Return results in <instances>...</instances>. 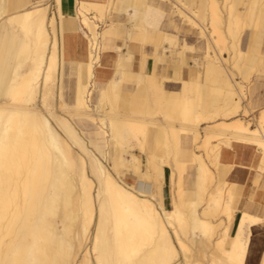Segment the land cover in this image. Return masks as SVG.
I'll list each match as a JSON object with an SVG mask.
<instances>
[{
	"label": "bare ground",
	"instance_id": "6f19581e",
	"mask_svg": "<svg viewBox=\"0 0 264 264\" xmlns=\"http://www.w3.org/2000/svg\"><path fill=\"white\" fill-rule=\"evenodd\" d=\"M32 1L46 0H0L3 55L19 36L11 71L0 72V264H181V254L184 264H246L262 218L243 211L232 233L239 186L222 156L254 146L257 184L264 177V111L252 127L244 105L264 0H73L72 15L54 0L64 45L66 32L85 44L69 95L59 85L70 59L59 53L56 18L42 6L26 9ZM181 23L199 36L200 58L180 37ZM114 49L109 69L102 56ZM128 151L146 154V171L137 153L125 161ZM188 163L196 173L186 192ZM166 168L171 209L162 205Z\"/></svg>",
	"mask_w": 264,
	"mask_h": 264
},
{
	"label": "crops",
	"instance_id": "0c3cea01",
	"mask_svg": "<svg viewBox=\"0 0 264 264\" xmlns=\"http://www.w3.org/2000/svg\"><path fill=\"white\" fill-rule=\"evenodd\" d=\"M50 1L51 0H46L42 3H36L32 1L31 3H28L25 8L30 9L35 6H42V7L47 8L48 20H51L52 17L56 18L55 35L57 36V39L60 42V46L58 48L59 53L61 54L63 51H65L66 56L70 59V60H66V71L75 75L76 58L83 57L85 54L84 41L82 40L80 34L66 32V36H65L66 41L64 45V43L62 42L63 38H62L61 29H60V23L58 24V28H57V21L59 18L56 15H53V16L48 15L49 8H50ZM67 1L69 0H66V1L63 0V9L67 14L72 15L73 14L72 12L73 11L72 10L73 0H70L71 3L69 4L66 3ZM54 8H55L54 13L57 14L58 9H57L56 4L54 5ZM2 10H3V7L0 5V15L2 13ZM111 16L112 17H110L109 19L110 21L118 22V23H125V21L124 22L122 21L125 19V16H121V15H111ZM6 17L5 16L0 17V58H2V60L0 61L1 62L0 72L2 71L10 72L11 71L14 53L16 51V48L18 45V39H19L18 35L17 37L15 36L11 37L10 39L11 48H10L9 53H6L7 55L5 54L7 57L5 60V64L3 66L4 56H5L3 55L4 52L2 50V44H3V38H4L3 37L4 36L3 22L5 21ZM10 32L12 33L11 30ZM51 32H52L51 35L53 39L54 34L52 30ZM179 35L181 38H186L188 40L192 39V36L194 35L198 36L193 28H190L186 24H182V23L180 25ZM263 38H264V32H261V34L257 36V55L260 57L257 61V72H261L262 76H264V52L261 50ZM111 40H113L116 44H119V43H122L123 39L114 37V39H111ZM241 46H242V49L244 48L248 49V46L245 43V40L241 41ZM115 51L116 49L112 50V52H106L102 56L103 58L102 61H103L104 66L109 69H113L112 63L116 57ZM168 52H170V54H168ZM137 55L139 54L137 53ZM167 55L169 58H171V60H169V58L167 59V62L169 64L173 62L170 50L167 51ZM166 68H167V64L160 66L159 72L162 75H166L167 74ZM114 74H115V71L109 70L107 76L110 78ZM254 75H253L252 81L248 84V86L254 81ZM0 79H1L0 80V94H2L1 90H2V85L4 84V81L1 77ZM57 99H59V91H58ZM247 106L249 107V105ZM249 109L253 113L252 108L249 107ZM263 111H264V108L261 109V111L259 112V114L257 115L255 119L257 126H258V121H260L261 115L263 114ZM260 159H261V152L256 147L242 145V144L236 145L234 149H224L223 156H222V160L225 164L235 166L232 169L233 172L231 171L228 178L231 183H234L237 186H239L238 191L233 201V209L236 210V215L234 219V226H233L232 233L235 230L238 220L243 211L247 212L251 216L262 218V221L256 224L252 228L253 229V237H252L253 241H252V245L250 246V254H249V257H250L249 259L251 260L249 263V259H248L246 264H261L262 259L264 257V177H261L257 184L258 166L260 164ZM243 171L245 172V174L242 173ZM241 176H244V177L241 178ZM162 205L167 209H171L166 206L164 195H163V190H162Z\"/></svg>",
	"mask_w": 264,
	"mask_h": 264
},
{
	"label": "rangeland",
	"instance_id": "374dc122",
	"mask_svg": "<svg viewBox=\"0 0 264 264\" xmlns=\"http://www.w3.org/2000/svg\"><path fill=\"white\" fill-rule=\"evenodd\" d=\"M66 3H71V1L69 0ZM56 4V2L54 0L50 1V8H49V16H53L56 15L57 17H59V12L57 11V14L54 13L55 8L54 5ZM57 6V5H56ZM58 9V7H57ZM126 23V27L128 29H131L134 27L133 23L130 21V19L128 17L125 16V19L123 20ZM60 23V19H58L57 21V28H58V24ZM131 25V26H129ZM92 33L94 35L97 34V30L96 28H94V23L92 25ZM60 29H61V23H60ZM172 32V31H170ZM189 42L191 44H193L194 46H196L198 48L197 51L194 52L195 57H201L203 54V51L201 50V40L198 39V36L194 35L192 36V39L189 40ZM174 50V49H172ZM261 50L264 52V38L262 41V45H261ZM168 54H170V52H168ZM169 60H171V58H169ZM194 66V63H191ZM261 72H257L254 75V81L248 86V98L246 100V102L244 103V105H249L250 108H252L253 113L251 114V116L247 118V120H250L252 122V127H256L257 123L255 122V119L257 117V115L259 114V112L261 111V109L264 108V76L261 75ZM74 82H75V76L70 73V72H66V73H61L60 77H59V85L64 86V92L69 95L73 89L74 86ZM126 98V99H125ZM124 99L122 98L121 103H123L124 101V109L121 110L122 113L126 114L129 111V108L132 107V104L130 103L129 99L127 97H125ZM128 99V100H127ZM126 100V102H125ZM167 111H168V107H166ZM60 113V112H59ZM64 114V112H62ZM158 119L160 120H164V114H160L158 115ZM153 140V135L152 137L149 136V142H152ZM111 154L114 153L113 148L110 151ZM137 153L139 154L138 156L140 157V161H141V170L142 171H146L147 168V156L146 154L142 153L140 154L139 152H133V151H128L126 153L123 154V158L125 159V161L129 164L132 165L134 163V157L132 154ZM105 164L113 171V168L111 167V165L105 160ZM122 168V167H121ZM123 170H126V168H122ZM128 170V169H127ZM129 172H131V170H128ZM186 172L184 173V188L187 191L191 190L193 188L194 185V177H195V173H196V166L194 164L188 163L187 167H186ZM114 172V171H113ZM170 172L171 170L169 168H166V181L165 184L163 186V195H164V200L166 203V206L168 208L172 207V200H173V187L171 184V180H170ZM131 176H133V174H129ZM134 178V177H133ZM136 179V178H134ZM128 182L132 183L133 180L132 178L128 179ZM138 183H140L138 181ZM139 185V184H138ZM222 217V214L217 215V217L214 220V222H219L220 219ZM221 230H218V233ZM217 238V236H214V240ZM89 247L92 246V243H89ZM193 247V245H192ZM210 252H208V257H207V261H209L211 259V257L209 256ZM181 264L185 263L184 260V256L181 254Z\"/></svg>",
	"mask_w": 264,
	"mask_h": 264
}]
</instances>
